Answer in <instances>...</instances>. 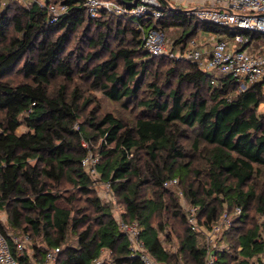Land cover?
<instances>
[{
  "label": "trees",
  "instance_id": "1",
  "mask_svg": "<svg viewBox=\"0 0 264 264\" xmlns=\"http://www.w3.org/2000/svg\"><path fill=\"white\" fill-rule=\"evenodd\" d=\"M48 1L65 3L67 13L51 20L37 2L0 0V214L7 217L6 223L0 220V230L29 234L39 258L61 247L57 264H94L105 250L113 264H143L131 256L113 208L102 201L82 165L88 154L82 141L92 145L102 139L99 180L111 183L125 207V222L138 223L155 259L205 264L206 237L191 230L182 193L198 208L203 229L210 230L225 212L231 220L213 247L215 264H263L264 113L257 110L264 102V78L246 90L232 76L212 83L215 76L191 61L151 56L143 35L154 28L176 29V44H187L202 30L226 39L248 35L257 43H264V35L199 21L183 6L172 9L163 1V17L140 19L143 30L135 25L138 18L105 11L92 18L83 0ZM81 29L92 50L68 51ZM103 51L109 56L102 61ZM161 64L170 65L162 71L167 88L158 84ZM78 80L125 108L134 104L140 113L132 124L95 110L82 116L81 104L88 101ZM146 87L151 94L139 99ZM21 126L26 131L18 134ZM192 136L190 153L184 141ZM197 154L204 156L206 168L196 164ZM175 178L177 186L164 185ZM69 187L77 193L61 192ZM170 221L171 229L180 231L176 249L167 231ZM70 233L77 245L68 243Z\"/></svg>",
  "mask_w": 264,
  "mask_h": 264
},
{
  "label": "built area",
  "instance_id": "2",
  "mask_svg": "<svg viewBox=\"0 0 264 264\" xmlns=\"http://www.w3.org/2000/svg\"><path fill=\"white\" fill-rule=\"evenodd\" d=\"M9 1L5 0V4ZM88 14L97 18L102 12L113 14L122 18H138L136 27L144 29L139 20L163 17L162 0H83ZM37 2L46 9L51 20H57L65 15L68 6L65 3L48 0H29ZM175 9L174 5H170ZM185 12L195 19L209 22L222 27H231L251 33L264 35V0H209V2L196 7H184ZM212 47L207 49L201 42L193 39L186 43L176 44V38L159 29H150L143 35V48L154 57L168 56L171 59H185L195 63L202 71L213 74L212 83H216L218 76H232L240 82V89L246 90L264 78V43H257L248 35L236 34L231 39L210 36ZM257 43V44H256ZM29 112H27L28 114ZM99 157H91L88 153L82 160V165L93 179V186L98 190L99 196L106 202H115V195L110 182H101L96 165ZM166 187L177 186L178 179H171L164 184ZM181 195V203L186 213L187 221L192 231H203L207 242L205 264H215L217 256L213 247L224 229L229 228L231 220L224 213L222 220L210 230H205L198 224V208L190 205ZM125 207H113V214L120 230L125 233L131 248V256L138 257L143 264H165L155 259L146 249L141 238V228L137 222L127 223L123 218ZM236 215L241 214L237 208ZM0 220L6 223L5 214H0ZM61 247L47 249L42 258H39L32 246V237L12 233H3L0 230V264H57ZM110 257V251H103L94 264H103ZM180 264V263H178ZM264 264V258H263Z\"/></svg>",
  "mask_w": 264,
  "mask_h": 264
},
{
  "label": "rangeland",
  "instance_id": "3",
  "mask_svg": "<svg viewBox=\"0 0 264 264\" xmlns=\"http://www.w3.org/2000/svg\"><path fill=\"white\" fill-rule=\"evenodd\" d=\"M19 3H21L22 5H29V0H15ZM183 5V4H182ZM181 5V6H182ZM83 32H84V29H81L79 30L77 33H75V35L73 36L70 44L68 45V51H71V52H79L80 50L81 51H84L85 52H88L90 50H92L89 46H87V42H85L84 40V35H83ZM96 31L93 30L92 32V35H95ZM165 33H167L168 35H170L172 38H176L178 35H179V32L176 30V29H173V30H169V31H166ZM210 33L208 32H204L203 30L200 31V35H198V41L200 42H203L205 43L206 45H208L209 41H210ZM209 36V37H208ZM207 37V39H206ZM208 40V41H207ZM117 42H113L112 45H111V48L113 49H116L117 48ZM101 49L100 47L94 49L95 51ZM109 56V52H106V51H103L102 53V61L107 59ZM170 65H166V64H161V66L159 67V71L161 73V77H160V80L158 81V84H160L161 86H163L164 88L168 87V82L166 81V75L162 72L164 69H166L167 67H169ZM154 67H157L158 66H154ZM123 66L121 64V66L119 67V72L120 73H123ZM13 77V76H12ZM14 79L12 80H16V81H20L22 80L21 77L19 76H16V77H13ZM58 83H62V81L60 79H57L56 80ZM146 81L148 82H152L153 80L152 79H147ZM77 87H80V89L83 91V95L85 97V99L88 101L87 105H85L83 107V105L81 104V109L83 111V114L82 116H86L88 115L89 111L91 110H95V111H99V116H103L104 114L106 113H111L113 114L114 116L116 117H122L124 118L128 123H133L135 118L138 116V114L140 113V108H137L134 104H131V106L125 108L123 107V105L121 103H118V102H113L111 100H109L101 91L99 90H93L90 88V84L88 82H84L82 80H78L77 82ZM71 89V87H69ZM263 93H264V88H263ZM149 94H151V92L149 91V87H146L143 91L140 92V95H139V99H141L142 97H147ZM128 103H136V101L134 102H128ZM258 113H264V102L259 106L258 110H257ZM0 119H2V116H1V113H0ZM84 120V118H81L80 120V123ZM75 129H78V126L75 125ZM26 131V128L25 126H21L19 127L18 129V134H21L23 132ZM194 136H192V138L190 140H187V141H184V145L186 146V149L188 152L190 153H193V151H191V143H192V140H193ZM101 142H102V139H98L96 142H93L92 145H90L89 142L87 141H82V146L87 149V153H89L91 155V157H99V153H98V149H100L101 147ZM202 148H205V147H202ZM196 154V152H194V155ZM197 157V160H196V164L198 165H201L202 169L206 166H203L205 165V161L202 160V158H204V156L202 155H196ZM66 189H69L70 190V193H77L75 189L69 187V188H62L61 189V192H65L66 193ZM171 191H173L174 193H176L177 195H179V192H181L180 188H175V187H170ZM100 187L98 188L97 190V194L100 192ZM113 192H114V189H112ZM149 195V192L148 190L145 188V196H148ZM116 196V195H115ZM103 202H105L106 204L108 202L102 200ZM108 204H110L111 208H113L115 205L116 206H119L121 205L120 204V201L118 200V198L115 197V202H109ZM171 224H173L171 221L169 222V224L167 225L168 228H167V231H172V243L171 245H173L174 249H176L178 247V235L180 234V231L176 228V229H171ZM162 240L164 239V237H162ZM76 237L75 235L73 234H69V237H68V243L71 244V245H77L76 243ZM38 242H40V238L37 240ZM173 249V250H174ZM108 262H106V264H113V259L110 258L107 260Z\"/></svg>",
  "mask_w": 264,
  "mask_h": 264
},
{
  "label": "crops",
  "instance_id": "4",
  "mask_svg": "<svg viewBox=\"0 0 264 264\" xmlns=\"http://www.w3.org/2000/svg\"><path fill=\"white\" fill-rule=\"evenodd\" d=\"M164 3L168 4V5H176V6H184V7H196L198 5L204 4L209 2V0H162ZM209 37V36H208ZM211 38V37H209ZM207 39V37H206ZM208 41V40H207ZM202 46L210 49L212 47V42L209 41L208 45H206L205 43L201 42ZM18 131V130H17ZM18 133V132H17ZM22 134V133H21ZM3 214V213H2ZM5 214V213H4ZM6 216V215H5ZM7 219V217H6ZM7 221V220H6Z\"/></svg>",
  "mask_w": 264,
  "mask_h": 264
}]
</instances>
